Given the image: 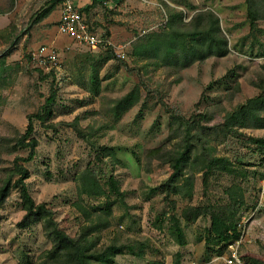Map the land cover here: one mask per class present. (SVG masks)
Wrapping results in <instances>:
<instances>
[{
	"label": "rangeland",
	"instance_id": "obj_1",
	"mask_svg": "<svg viewBox=\"0 0 264 264\" xmlns=\"http://www.w3.org/2000/svg\"><path fill=\"white\" fill-rule=\"evenodd\" d=\"M48 1L0 0V186L11 174L15 158L28 156L18 140L27 130L28 116L40 111L56 85L54 127L47 129L35 121L37 154L32 162L23 164L31 173L27 180L31 196L54 212L62 230L75 237L82 225L102 219L110 226L96 234L99 247L145 243L143 257L117 255L115 264H178V253L179 264H223L213 262L206 249L209 217L193 223L181 219L186 246L179 244L171 217L183 207L223 202L226 189L236 185L242 188L246 202L240 214L248 216L259 207L247 226L251 242L245 245L244 254L252 264H264V203L257 206L264 155L254 140L264 139V129H243L240 137L233 138L225 136L219 126L228 112L264 95L260 88L264 81V20L251 32L246 0H105L84 16L93 31L112 42L122 63L108 60L105 50L93 51L60 33L61 4L46 24L31 27V18ZM73 2L82 6L86 1ZM171 8L183 11L185 23L199 11L213 10L229 38L230 53L176 74L136 56L134 43L140 36L170 30ZM17 35L19 44L2 57ZM43 45L56 49L59 68L46 72L38 66L33 54ZM133 91L138 102L117 117V100ZM172 116L184 120L174 123ZM194 119L200 123L194 131L205 135L210 152L229 157L238 173L215 176L206 192L203 174L197 172L193 198L166 197L160 186L170 178L172 169L149 158L147 152L163 146L168 151L178 149L183 132ZM72 123L87 136L79 137L69 126ZM87 171L95 173L109 195L110 213L102 211L107 196H80V177ZM111 176L125 193V204L110 191ZM78 202L91 210L89 218L80 212ZM175 203L177 210L173 209ZM25 215L19 190L12 189L0 207V264H39L51 249L43 221L19 226Z\"/></svg>",
	"mask_w": 264,
	"mask_h": 264
},
{
	"label": "trees",
	"instance_id": "obj_2",
	"mask_svg": "<svg viewBox=\"0 0 264 264\" xmlns=\"http://www.w3.org/2000/svg\"><path fill=\"white\" fill-rule=\"evenodd\" d=\"M104 1L91 0L89 4L79 8V10L82 14H90L94 8L103 4ZM116 1L118 2L119 0ZM62 2L63 0H49L31 18V27L46 20ZM246 4L247 19L250 23L251 32H253L258 28V22L264 20V0H246ZM169 10L170 30H164L160 34L150 33L140 36L134 43V54L136 56L144 61L165 67L176 74L192 67L196 63L204 62L213 57L222 58L230 53L229 38L222 28L221 18L213 10L208 9L197 12L192 16L189 23L184 22L185 15L183 11L176 8ZM19 42L20 35H17L2 57L9 56ZM105 51L107 52L108 60L118 59L123 63L120 58H117V52L113 48L109 47ZM262 83L263 85L260 88L264 89V81ZM57 99L58 88L53 85L50 95L40 111L37 114L28 116L27 130L20 137L17 144L19 148L29 151L28 156L25 158L17 156L15 158L11 174L3 180L0 186V207L9 198L12 189H18L24 211L26 212L19 226L27 227L34 222L43 221L45 234L52 242V247L44 253L39 264H115L117 255L129 254L140 258L143 257L145 254V243L143 242H116L99 247L100 239L96 234L110 226L107 221L102 219H98V221L92 220L82 225L77 236H70L60 228L58 221L54 217V212L47 208L44 203L37 204L31 196L27 185V180L31 177V173L23 163L32 162L37 154L39 142L33 137L35 121L40 122L47 129L54 127L51 120L55 115ZM137 102L138 97L133 91L122 99L117 100L114 113L117 117H120L133 108ZM179 118L178 116H172V122L175 123ZM191 123L187 125L185 132H183L182 144L178 149L168 151L163 146L147 152L149 158L162 161L172 169L170 178L160 186V189L166 193V197L176 194L184 198H193L195 173L197 172L203 174V184L206 192L209 191L211 181L215 176L219 174L233 176L238 173L235 162L229 157L212 154L210 147L205 143V135L199 131H194L197 128L196 125L200 123L196 119ZM69 126L75 129L79 137L84 138L87 136L76 123H72ZM219 126L225 136L233 138L240 137L243 129H264V95L250 98L239 108L228 112L224 122ZM205 129L209 128L206 127ZM172 130H174V127H172ZM193 131L197 133H193ZM254 140L264 155V139ZM110 152L114 156L115 153L112 150ZM239 160L238 163H242ZM87 172L82 173L80 177L82 181V186L79 187L80 196L87 195L90 198L94 197L97 199L107 196L109 198L105 189L101 187L95 173ZM109 186L110 191L120 197L125 204V193L121 191L119 183L114 176L110 177ZM225 194L226 199L223 202L183 207L178 215H172V228L181 246L187 245L181 219H184L187 223H193L201 217L210 218L211 225L206 229L205 241L206 249L212 259L217 255L224 254L230 244L240 239L242 230L239 224L244 216L240 214V211L246 204L244 193L241 187L232 185L226 189ZM111 205L112 202L109 198L106 202V211L104 208L102 211L110 213L112 210ZM76 206L80 212L89 218L91 210L80 202L76 203ZM173 209L177 210L176 203ZM159 221L160 228L163 220L160 219ZM244 257L252 264L245 254ZM177 258V263L179 264L180 253L177 254Z\"/></svg>",
	"mask_w": 264,
	"mask_h": 264
},
{
	"label": "built area",
	"instance_id": "obj_3",
	"mask_svg": "<svg viewBox=\"0 0 264 264\" xmlns=\"http://www.w3.org/2000/svg\"><path fill=\"white\" fill-rule=\"evenodd\" d=\"M62 14L59 22V31L92 49L93 51L105 50L113 46L112 42L105 38L100 33L93 31L84 14L79 10V7L73 2V0H63L62 2ZM120 53V52H119ZM38 66L49 72L53 69L59 68V55L56 49L49 45H43L33 54ZM119 56H124L120 53ZM264 203V175L260 185L258 204ZM259 207H256V211ZM256 211L248 216H243L239 227L242 230V235L239 240L228 246L227 251L222 255H217L213 258V262H222L223 264H251L244 257V247L251 241L247 238V226L255 216Z\"/></svg>",
	"mask_w": 264,
	"mask_h": 264
},
{
	"label": "crops",
	"instance_id": "obj_4",
	"mask_svg": "<svg viewBox=\"0 0 264 264\" xmlns=\"http://www.w3.org/2000/svg\"><path fill=\"white\" fill-rule=\"evenodd\" d=\"M86 2H85V4L84 5H82V6H78V7H83V6H85V5H87V4H89L90 3V1L91 0H85ZM48 19V18H47ZM47 19L46 20H44L43 22H41V23H43V24H46L47 23Z\"/></svg>",
	"mask_w": 264,
	"mask_h": 264
}]
</instances>
